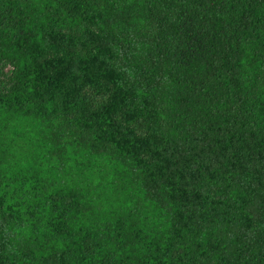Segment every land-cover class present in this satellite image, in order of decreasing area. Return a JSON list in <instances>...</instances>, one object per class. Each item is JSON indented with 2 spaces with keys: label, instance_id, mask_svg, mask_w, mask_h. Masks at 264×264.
Instances as JSON below:
<instances>
[{
  "label": "trees",
  "instance_id": "16d2710c",
  "mask_svg": "<svg viewBox=\"0 0 264 264\" xmlns=\"http://www.w3.org/2000/svg\"><path fill=\"white\" fill-rule=\"evenodd\" d=\"M0 264H264V0H0Z\"/></svg>",
  "mask_w": 264,
  "mask_h": 264
},
{
  "label": "rangeland",
  "instance_id": "374dc122",
  "mask_svg": "<svg viewBox=\"0 0 264 264\" xmlns=\"http://www.w3.org/2000/svg\"><path fill=\"white\" fill-rule=\"evenodd\" d=\"M12 70V67L8 64L0 67V88L4 86L5 77H7Z\"/></svg>",
  "mask_w": 264,
  "mask_h": 264
}]
</instances>
